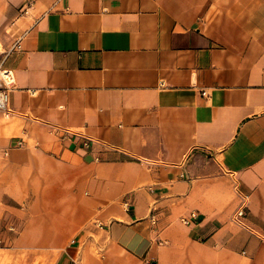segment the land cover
<instances>
[{"label":"crops","instance_id":"obj_1","mask_svg":"<svg viewBox=\"0 0 264 264\" xmlns=\"http://www.w3.org/2000/svg\"><path fill=\"white\" fill-rule=\"evenodd\" d=\"M17 38L0 244L264 264V0H0V48Z\"/></svg>","mask_w":264,"mask_h":264},{"label":"built area","instance_id":"obj_2","mask_svg":"<svg viewBox=\"0 0 264 264\" xmlns=\"http://www.w3.org/2000/svg\"><path fill=\"white\" fill-rule=\"evenodd\" d=\"M21 38H17L13 44L7 48H0V115L5 118L10 117L13 114L12 108L10 107V92L15 88V74L11 68H8L5 65V62L9 55L16 49L20 48ZM202 94L205 95L206 92L202 91ZM192 216H195L194 213H191ZM244 216V209L240 207L235 214L236 220ZM183 223L188 224L190 219L181 218Z\"/></svg>","mask_w":264,"mask_h":264},{"label":"rangeland","instance_id":"obj_3","mask_svg":"<svg viewBox=\"0 0 264 264\" xmlns=\"http://www.w3.org/2000/svg\"><path fill=\"white\" fill-rule=\"evenodd\" d=\"M0 264H48L41 254L14 245L0 244Z\"/></svg>","mask_w":264,"mask_h":264}]
</instances>
